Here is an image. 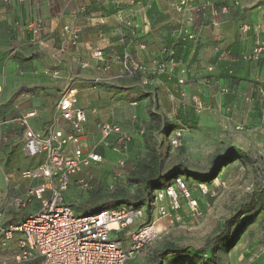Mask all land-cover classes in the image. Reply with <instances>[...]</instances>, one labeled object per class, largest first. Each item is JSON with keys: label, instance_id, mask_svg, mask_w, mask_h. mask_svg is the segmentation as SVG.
Returning <instances> with one entry per match:
<instances>
[{"label": "crops", "instance_id": "0c3cea01", "mask_svg": "<svg viewBox=\"0 0 264 264\" xmlns=\"http://www.w3.org/2000/svg\"><path fill=\"white\" fill-rule=\"evenodd\" d=\"M175 2L0 0V119L8 121L0 127V160L20 159L29 166L24 169L8 163L4 169L7 183H0V208L26 193L32 182L21 178L20 172L39 162L36 159L30 163L32 158L25 155V127L18 120L34 112L28 120L34 130L70 133L57 111L67 90L77 93L78 105L88 113L82 141L86 148L90 139L97 142L102 122L120 126L133 138L131 133L138 136L139 129L145 127L143 122L154 118L153 113L162 119L187 120L194 111L190 100L186 101L187 107L182 103L180 77L187 79L189 95H201L209 110L220 113L222 119L244 122L264 135V93L260 91L264 88V52L257 59H244L262 38L256 26H264V0H196V5L209 3L218 11L229 9L228 15L216 18L210 8L180 13ZM191 15L194 20L190 22ZM30 23L43 29L37 41L28 28ZM64 25L80 30L79 47L60 50ZM243 25L251 26L252 31L244 34ZM169 45L177 49L173 76L157 71L164 60L162 51ZM95 50L103 51L109 69L105 70L104 61L94 57ZM126 54L141 63L144 71L128 74L122 62ZM114 145L115 137L103 149L105 158L113 154ZM36 200L21 211H10L9 221L20 223L37 211L40 201L34 204ZM19 238L15 235L10 245L17 247ZM159 248L143 246L128 264H150L152 253ZM163 264L190 263L167 258Z\"/></svg>", "mask_w": 264, "mask_h": 264}, {"label": "built area", "instance_id": "2783aa9c", "mask_svg": "<svg viewBox=\"0 0 264 264\" xmlns=\"http://www.w3.org/2000/svg\"><path fill=\"white\" fill-rule=\"evenodd\" d=\"M5 3L28 2L31 0H2ZM196 0H176L175 8L178 12L203 11L210 8L213 18L219 15H228L229 9L218 11L209 3L196 5ZM188 20L193 21V16ZM28 28L34 35V41L39 40L42 27L37 23H30ZM244 34L252 31L249 25L241 28ZM256 32L262 35L252 54L244 56L251 61L257 59L264 52V26L257 25ZM80 30L70 25H64L60 33L61 51L65 47H79ZM164 60L158 65L159 74L174 75L177 66V49L175 45L164 47ZM93 55L99 61H104L105 70L110 68V62L105 60L102 50H95ZM124 70L133 75L144 71L141 63L133 60L129 54L123 58ZM187 70L183 71V73ZM148 82H145L147 84ZM187 79L178 78V85L182 87L180 96L184 107L190 100L193 111L201 115L209 110L201 95L190 96L186 90ZM260 91L264 93V88ZM2 89L0 87V94ZM226 93V89H222ZM59 119L65 121L70 129L66 133L60 129L48 132L36 131L29 126L28 120L35 116L34 112L25 114L20 124L25 127L23 151L29 158L39 159L38 165L32 169L20 172V177L32 182L26 193L10 199L0 208V244L8 246L15 235L18 251L12 260L3 264H128L134 253L143 246L151 244L160 236L157 224L159 221L174 217L181 221L180 211L185 205L190 215L201 218L203 211L198 197L188 182L181 176L174 177L163 187L155 190L152 213L155 219L146 222L148 213L144 207L120 205L105 209L95 214L76 215L72 206L67 202L65 194L69 192L74 176L84 168L94 164H102L106 158L100 149L109 147L115 137L112 152L117 155L115 179H120L127 164L128 144L130 135L120 126L102 122L99 124V138L93 147L86 148L82 141L86 134L88 113L78 105V96L74 90L65 91L57 105ZM8 121L0 119V127ZM242 130L241 126L236 127ZM183 129H175L170 137L169 144L176 148L181 144ZM145 134V127L138 131L139 136ZM39 181L38 185L34 183ZM200 197L212 194L206 183H198L195 189ZM49 193V197H45ZM40 201V208L30 214L20 223H11L8 219L10 211H21L30 206L34 200ZM151 216V217H152ZM138 225V226H137ZM137 226L135 230L132 227ZM125 232L131 239L129 249L124 243L115 239L114 233Z\"/></svg>", "mask_w": 264, "mask_h": 264}, {"label": "rangeland", "instance_id": "374dc122", "mask_svg": "<svg viewBox=\"0 0 264 264\" xmlns=\"http://www.w3.org/2000/svg\"><path fill=\"white\" fill-rule=\"evenodd\" d=\"M166 120L169 124L163 127V124L159 123V129L155 133L159 142L157 153L154 152L155 146L146 143L149 127L158 125L152 118L151 122H143V136H136V132L131 133L133 138L128 144L127 164L120 179H115L117 155L108 153L102 164L84 168L73 177L65 198L76 215L82 216L95 205L113 201L116 195L129 199L137 196L140 186L133 180L148 174L150 160L155 155L160 157L161 180L165 185L169 180L168 173L175 167L183 165L188 171L207 173L217 156L226 155L230 148H239L255 160L259 174L253 172L251 164L241 160L234 161L221 170L215 181L208 182L212 194L206 197H200L195 190L200 180L181 174L194 191V196L199 198L203 215L201 218L192 217L184 203L180 211L181 221L177 222L174 217L159 221L157 227L160 236L150 244L151 247H162L167 242H174L184 247L200 248L217 224L229 218L246 200L247 195L254 191L257 181L264 186V135L244 122L237 124L222 119L220 113L215 110H207L201 115L189 113L184 121L174 120L173 117L172 120ZM237 126H241L242 130H237ZM178 128L184 130L183 138L181 144L174 148L169 144V137ZM94 142L95 140L90 139L88 148L93 147L96 144ZM100 151L103 152V149ZM36 159L32 158L29 162L32 163ZM8 163L19 168H29L20 159L0 160L3 167L0 183H7L4 173ZM49 196L47 193L45 197ZM38 203L36 200L34 204ZM144 209L147 210V207ZM152 215L153 213L148 214L145 221L154 220L155 213ZM137 226L131 230H135ZM112 236L122 241L126 249L130 248L131 239L125 232L114 233ZM1 240L0 237V242ZM8 247L0 244V264L12 260L18 251L15 246ZM221 257L225 264H264V212L248 227L236 248L229 253L222 252Z\"/></svg>", "mask_w": 264, "mask_h": 264}, {"label": "trees", "instance_id": "16d2710c", "mask_svg": "<svg viewBox=\"0 0 264 264\" xmlns=\"http://www.w3.org/2000/svg\"><path fill=\"white\" fill-rule=\"evenodd\" d=\"M152 115L154 120L158 122V125L149 127L146 132V143L153 145V147L155 146L154 152L157 153L159 142L155 133L159 129V123H162L163 127L169 123L166 118L162 119L156 113ZM237 160L251 164L253 172L256 175L259 174L255 160L248 153L233 147L227 150L226 155L217 156L214 165L207 173L188 171L183 165H179L168 173V182L176 176L185 174L191 179L200 180V183H206L208 185V182L212 183L217 179L218 174L225 166ZM160 169V157L159 155H155L150 160L148 174L133 180L140 186L137 196L129 199L125 196L116 195L113 201L95 205L91 210H86L85 215L114 208L118 204L119 206L147 207V213L151 214L153 210L154 192L164 186L161 180ZM261 212H264V186L260 181H257L254 191L247 195L246 200L229 218L217 224L216 228L207 236L204 244L200 248L184 247L174 242H167L152 253L150 264H163L167 258H174L176 262L190 264H225L222 260L221 253H229L236 248L240 238L247 231L248 227L256 221Z\"/></svg>", "mask_w": 264, "mask_h": 264}]
</instances>
